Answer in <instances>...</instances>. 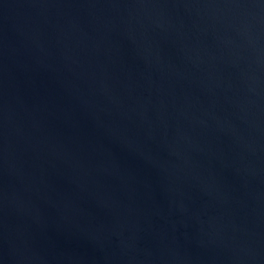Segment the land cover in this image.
Masks as SVG:
<instances>
[{
	"label": "water",
	"instance_id": "water-1",
	"mask_svg": "<svg viewBox=\"0 0 264 264\" xmlns=\"http://www.w3.org/2000/svg\"><path fill=\"white\" fill-rule=\"evenodd\" d=\"M0 264H264V0H0Z\"/></svg>",
	"mask_w": 264,
	"mask_h": 264
}]
</instances>
